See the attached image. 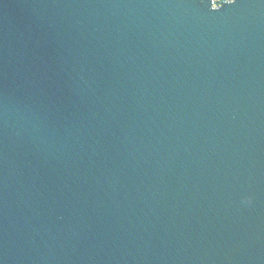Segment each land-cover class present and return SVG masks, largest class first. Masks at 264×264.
Returning a JSON list of instances; mask_svg holds the SVG:
<instances>
[{
	"label": "water",
	"instance_id": "obj_1",
	"mask_svg": "<svg viewBox=\"0 0 264 264\" xmlns=\"http://www.w3.org/2000/svg\"><path fill=\"white\" fill-rule=\"evenodd\" d=\"M0 264H264V0H0Z\"/></svg>",
	"mask_w": 264,
	"mask_h": 264
}]
</instances>
